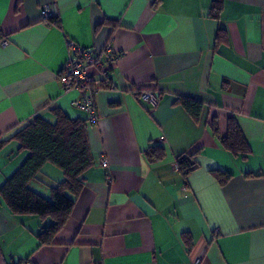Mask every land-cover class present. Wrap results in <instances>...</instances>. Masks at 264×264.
<instances>
[{"label":"crops","instance_id":"0c3cea01","mask_svg":"<svg viewBox=\"0 0 264 264\" xmlns=\"http://www.w3.org/2000/svg\"><path fill=\"white\" fill-rule=\"evenodd\" d=\"M212 1L0 0V186L28 154L13 133L36 114L87 119L94 158L51 244L37 238L49 217L12 214L0 199V264H264V0H222L218 19L207 15ZM50 2L59 26L41 17ZM68 41L95 52L111 44L94 122L59 79ZM179 97L202 103L198 120ZM230 117L249 144L244 158L220 143ZM157 146L162 156L149 158ZM191 153L183 174L176 159ZM216 170L230 177L221 184ZM62 178L47 163L29 186L49 197Z\"/></svg>","mask_w":264,"mask_h":264},{"label":"trees","instance_id":"16d2710c","mask_svg":"<svg viewBox=\"0 0 264 264\" xmlns=\"http://www.w3.org/2000/svg\"><path fill=\"white\" fill-rule=\"evenodd\" d=\"M222 3V0H213L207 15L218 19ZM47 20L59 26L58 17ZM223 34L225 29L219 27L215 45L222 41ZM3 40L4 35L0 31V41ZM105 85L107 84L100 87ZM141 92H136V96L138 97ZM175 103L193 120H198L203 107L201 102L179 97ZM53 114L55 118L52 121L40 114L33 115L26 124L13 133L11 139L18 143V149H25L28 154L0 186V199L12 214L36 215L41 219L49 217L52 220L51 224L37 235L41 244H51L55 234L66 224L76 198L84 187V174L94 164L87 137V119L70 118L59 109H55ZM210 127L212 133L218 136L216 116L211 117ZM3 143L5 141H0V146ZM220 143L225 150L235 156L244 158L250 152L247 139L234 117L228 119L227 133L220 138ZM146 155L149 158H160L162 148L158 146L150 148ZM193 155L194 153L177 157V167L183 174L192 168ZM47 163L58 167L63 176L62 180L49 188V197L41 195L29 186ZM213 174L221 184L230 177L229 173L219 170L213 171ZM181 236L190 248L192 246L190 234L182 232Z\"/></svg>","mask_w":264,"mask_h":264},{"label":"built area","instance_id":"2783aa9c","mask_svg":"<svg viewBox=\"0 0 264 264\" xmlns=\"http://www.w3.org/2000/svg\"><path fill=\"white\" fill-rule=\"evenodd\" d=\"M40 14L43 19L58 17L59 8L55 2L41 5ZM71 54L59 72V79L64 91L77 90L81 96L73 100V104L88 114L90 121L97 119L94 105V92L102 84H109L110 74L104 68L103 52L113 57L111 44L108 43L102 52H95L89 48H81L73 41H68ZM116 56V55H115ZM138 98L150 105H156L158 99L151 91H142ZM100 164L107 166V160L102 159ZM110 178V176H108ZM27 260H20L13 264H27Z\"/></svg>","mask_w":264,"mask_h":264}]
</instances>
